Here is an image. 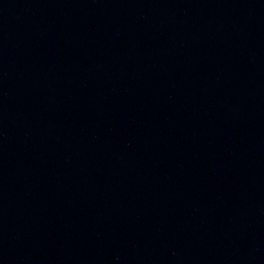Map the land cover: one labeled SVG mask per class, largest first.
<instances>
[{"label":"water","instance_id":"water-1","mask_svg":"<svg viewBox=\"0 0 264 264\" xmlns=\"http://www.w3.org/2000/svg\"><path fill=\"white\" fill-rule=\"evenodd\" d=\"M0 264H264V0H0Z\"/></svg>","mask_w":264,"mask_h":264}]
</instances>
